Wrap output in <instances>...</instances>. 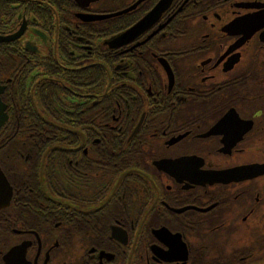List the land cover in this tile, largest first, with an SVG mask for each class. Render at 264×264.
<instances>
[{
	"label": "flooded vegetation",
	"instance_id": "flooded-vegetation-1",
	"mask_svg": "<svg viewBox=\"0 0 264 264\" xmlns=\"http://www.w3.org/2000/svg\"><path fill=\"white\" fill-rule=\"evenodd\" d=\"M1 112L0 264H264V0H0Z\"/></svg>",
	"mask_w": 264,
	"mask_h": 264
},
{
	"label": "trees",
	"instance_id": "trees-1",
	"mask_svg": "<svg viewBox=\"0 0 264 264\" xmlns=\"http://www.w3.org/2000/svg\"><path fill=\"white\" fill-rule=\"evenodd\" d=\"M22 117H23V118H27V117L24 116V115H23ZM29 117H31V118H28V119H32V118H34L32 114L29 115ZM16 118H17V117L12 118V120H11V124H12L14 121H16ZM41 130H43V129H41ZM2 131H3V130H2ZM2 131H0V132H2ZM4 132H5V130H4L3 133L1 134L2 136L4 135ZM39 132H40V130L35 129V130L33 131V136L28 137V136H26V134H28V133H27V128H26V126H25V130H24L23 132L15 133V135L12 136V138H14V140L16 141L15 143H13V146L19 148V143H20V145H21V142H22V141H28V140H33V139H34V141H39V142H40V140L43 139V138L45 137V135H47L48 137H50L49 134L51 135V131L46 132L45 130H43V134H42V135H40ZM54 138H56V137H54ZM2 150H3V149L0 148V152H2ZM34 152H35V155H36V156H38V155L40 154V151H39V144H34Z\"/></svg>",
	"mask_w": 264,
	"mask_h": 264
},
{
	"label": "water",
	"instance_id": "water-1",
	"mask_svg": "<svg viewBox=\"0 0 264 264\" xmlns=\"http://www.w3.org/2000/svg\"><path fill=\"white\" fill-rule=\"evenodd\" d=\"M160 10V3L145 17L143 18L139 24L133 26L130 30H134V28L140 26L143 24L150 16L154 15V13H157ZM4 118H6V115L2 112L0 113V124L4 121ZM11 196L10 187L7 185V182L0 171V208L6 206L9 203V199Z\"/></svg>",
	"mask_w": 264,
	"mask_h": 264
}]
</instances>
